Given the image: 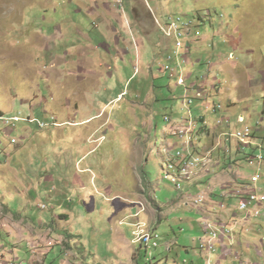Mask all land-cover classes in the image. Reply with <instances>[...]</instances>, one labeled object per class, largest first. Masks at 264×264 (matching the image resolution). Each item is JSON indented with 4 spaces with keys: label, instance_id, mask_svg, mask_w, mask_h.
Segmentation results:
<instances>
[{
    "label": "rangeland",
    "instance_id": "1",
    "mask_svg": "<svg viewBox=\"0 0 264 264\" xmlns=\"http://www.w3.org/2000/svg\"><path fill=\"white\" fill-rule=\"evenodd\" d=\"M116 1L0 0V109L4 111V115H0V165L9 163L12 169L1 177L0 195L8 200L12 186H16L18 196L10 197L13 201L8 200V205L12 213L21 212L16 215L21 220L19 224L25 219H39L46 223L54 215L58 216L61 210L71 214L69 223L52 221L46 231L36 230L32 233L23 225L16 230L9 227L4 232L16 239V244L9 243L11 246H8V240L3 243L7 248H23L17 254V264H131L127 259V246L115 244L111 234L115 226L125 232V238L130 241L132 229L129 224H135L137 236L150 231L144 226H151L150 229L157 236L151 241L158 244H149V248L141 250V257H145V261L163 251L166 258L161 264H191L193 261L202 264L203 261L200 262L198 258L190 261V252H194L196 257L202 253L207 256L205 264H216L212 256L209 259L208 254L200 249L199 239V244L192 241L202 233L198 223L201 217L196 209L180 203V197L187 193V183L194 179L198 170L210 168L213 171L214 167L221 168L224 163L235 164L234 172L238 178L240 176L248 183L254 176H259L257 189L264 191V164L249 161V154L255 149L243 148L232 137L237 130L249 127L254 131L252 138H256L264 154V0H123L121 5ZM101 4L110 5V13L129 19L133 17V12L141 11L153 16V21L162 26L170 19L174 22H191L192 25L190 34L184 38L183 47L177 49L175 38H170L173 53L149 68V74L157 79L161 88L154 89L150 85L153 92L145 94L144 101L138 100V94L134 92L135 84L141 80L145 70L139 66L140 70L135 69L137 64H134L126 73L123 72L125 82L119 92L125 93L124 101H112L103 111L113 129L107 126L92 136V140L99 141L93 155L90 154L85 161L86 164L98 160L100 166L94 168L99 177L97 184L110 189L107 193L101 189L99 194L93 193L94 210L87 211L81 206L70 180L83 174L80 171L85 165L77 161L96 147L83 140L88 135L85 128L94 127L103 120L93 119L88 126L74 125L82 122L83 118L70 115V111L63 109L61 103L76 86L72 81L63 88L61 81L52 89L45 87L43 72L48 73L51 62L44 48L46 45L45 50L50 48L49 57H60L63 50L81 46L83 39L77 31L89 36L97 32L92 25L93 19L87 15L90 10L97 12L101 19H111L110 13L108 15ZM112 21V26L116 27L117 23ZM156 27L153 34L160 35L161 31ZM194 37L199 41L193 42ZM190 41L193 42L191 45L188 43ZM183 56L190 60L191 65L181 62L180 70L173 72L175 58L182 59ZM198 60L203 64L195 65ZM210 64L221 66L209 72ZM233 65H236L235 69H232ZM180 77L186 79L182 86L177 83ZM215 79L222 90L220 93L212 92L209 88L205 91V87L201 86L204 81ZM89 88L91 86L84 89L76 87V93L71 95L93 96L97 99L96 109H99L100 103L109 102L110 99L104 98L106 95L99 93V88L85 92ZM39 93L48 100L47 104H40L36 100ZM230 101L235 106L228 110L227 103ZM134 102L142 105L144 110H137V105L132 104ZM129 104L132 106L129 107ZM219 106L221 109H217ZM129 108L131 117L127 115ZM241 116L244 123L239 124L237 120ZM18 117L20 123L14 124V127L7 125ZM200 117L205 119L207 128L219 129V133L217 131L215 135L213 132L214 140L211 145L206 144L204 151L194 154L191 151L196 156L194 160L202 164L196 169L188 166L185 177L179 182L180 189H177L166 178L167 174L174 176L175 173L169 169V165L174 166L175 170L180 168L176 153L180 152L183 158L186 149L183 141L187 138H179L177 132L190 128L189 140L193 130L196 131L192 144L195 141L204 145L208 135L201 131L203 122L197 121ZM180 118H184L183 123ZM228 118L229 123L219 124ZM173 121L176 126L169 130L170 134L165 138L166 133L162 131ZM39 122L49 126L41 129ZM53 123L58 126H52ZM216 139L222 144L220 148H215L218 143ZM192 144L190 146L194 148ZM225 152L226 156L223 155ZM144 171L154 186V193L146 192ZM44 174L53 179L50 188L33 191L31 181L37 183L38 176ZM52 187L54 191H51ZM29 189L32 194L27 201L31 202V206L21 211L20 204L25 201ZM199 191L190 194L196 195ZM111 193L126 194L114 203ZM150 199L166 207L162 208ZM232 203L238 206V200L234 199ZM130 209L132 212L137 210L139 215L127 214ZM163 209L166 213L161 219ZM218 230V234L222 235H218L221 240L228 229ZM3 236L0 233V238L4 240ZM24 236L28 244L20 241L24 240ZM260 238L264 239V232ZM168 243L174 244L171 252L165 251ZM128 246L130 249L133 247L130 243ZM134 256L140 257L137 252ZM30 258V262H27ZM152 262L158 264V260Z\"/></svg>",
    "mask_w": 264,
    "mask_h": 264
},
{
    "label": "crops",
    "instance_id": "2",
    "mask_svg": "<svg viewBox=\"0 0 264 264\" xmlns=\"http://www.w3.org/2000/svg\"><path fill=\"white\" fill-rule=\"evenodd\" d=\"M101 6L105 8L104 10L109 15L111 8L110 5L101 4ZM90 11L89 13L87 12V15L89 18L93 19L92 25L97 30V32H95L93 36H89L84 34L83 32L79 33V31H77V34H79V36L83 39L82 45H75V47L73 48L69 47L63 50L60 57H57L56 55H51L49 57L48 52L50 51V48L48 47L45 50V48L47 47L46 45L44 48V53L50 59L51 64L48 69V73L43 72L42 79L44 80L46 88L52 89V87L58 86L59 82L61 81H63V83L65 81V84L62 83L60 85L63 88H66L67 84L73 81L74 86L83 89L84 87L91 86V88L87 89L85 92L92 89L96 90L99 88V93L103 96L106 95V97L104 98L110 99L109 102L106 104L100 103L99 109H96V98L94 99V97L91 95L81 96L79 94L74 97L75 95L71 94L76 93V87H73V89H71L72 93L69 94L67 98L64 97L61 103L63 109L70 111V115H72L73 117L81 116L83 118L82 122L74 123V125L88 126L92 124L93 119L103 120L100 122V124L94 127L85 128L86 134L88 135L83 140L87 143H90V145H95L96 147L88 151L82 158L77 161V163L83 162L85 165L84 168H82L83 170L80 171L83 174H81V176H73L70 180L71 185L74 187V193L81 200V206L87 211L94 210V201L92 199L93 193L99 194L100 189L101 191L106 190L107 193V190L110 189H105L103 186L101 188L97 184L99 183L97 182L99 177L94 172V168H99L100 164L98 163V160L88 161V163L86 164L85 161L90 154L93 155L94 151L97 148L96 143L99 141V139L92 140V136L99 133L110 124L109 117L105 116L106 114L103 111L108 107L109 103H111L112 101H124L125 93L123 91L119 92V90L121 89V85L125 82V79L123 78V72L126 73V71L129 70V68L134 64H137V66L134 67L135 69L142 67V69L145 70V72L142 73L143 77L141 78V80L135 84L136 88L134 92L138 94V100L144 101L145 94H151V92H153V90L149 88L150 85L154 89L161 88V85L157 82V79H155L152 74H149V68L151 69V67L156 63V61H159L161 58H168L169 55L173 53L172 40H170L162 33H160V35L153 34V31L157 29L155 21H153V16L151 17L145 12L142 13L141 11H138L137 13L133 12V17L129 19L126 16L118 15L117 13H110V17L113 20L112 21L108 18L101 19V17L98 16L97 12ZM111 21L117 23V26H112ZM194 39L195 41L193 42L199 41V38L197 37H194ZM229 41L232 43L230 38ZM193 42L190 41L188 43L191 45V43ZM69 49L71 51H69ZM73 51H75L74 54ZM229 55L231 57L232 54ZM39 58L40 56H38L37 60H39ZM134 58L135 62L133 61ZM184 61L185 65H191L190 60L187 59L186 56H183L182 59L175 58V64L173 66L175 70L173 72L177 73L178 70H180V68L182 67V65H180L181 62L183 64ZM197 64L202 65L203 62H200V60H198L196 61L195 65ZM217 66L211 65V67L209 68V72L214 71ZM235 68L236 65H233L232 69ZM220 71L223 70L220 69ZM133 77L134 75L131 76V78ZM201 86L205 87V91L208 90V88L212 92L220 93L222 91L216 79L211 82L204 81ZM168 89L169 91H171L170 86ZM36 100H38L40 104H47L48 102V100L40 93L39 97ZM79 102L82 104L79 105ZM132 104L137 105V110H144V107L142 105H139L137 102H134ZM132 104H129V107L132 106ZM234 106L235 103L231 101L227 103L228 110L233 109ZM0 115H4V111L1 109ZM127 115L128 117H131L130 108L127 111ZM180 119L183 123L184 118ZM197 121L203 122V125L201 126L203 127V129L201 131H205V135H208V141L205 142L204 145L202 144V142L196 143L195 141H193L192 145L194 146V148L192 147L193 149H191L193 154L199 151H204L206 148V144L209 143L211 145V141L214 140L213 132L215 133V135H217V131L219 133V129L207 128L205 125L206 122L204 118L200 117L199 119H197ZM173 124L174 121L169 125V127H165L162 131L163 133H166L165 138L168 134H170L168 133L169 130H172L176 126L175 124ZM110 128L113 129V127ZM223 134L224 133H222V135ZM222 135L220 134L219 137H221ZM103 138L104 137H102L101 139ZM79 139L81 141L80 137ZM217 141L218 143L215 148H220L222 144L219 140ZM223 155L226 156V152ZM5 156L10 155L6 154ZM227 159L230 160L229 156L227 157ZM235 166L236 165L233 163H224L223 167H214L213 171H211L210 168L208 170H198L194 179L187 183V193L180 197V203L183 202L185 205H189L193 209H196V213H198V215L201 217V220L199 222H196H198L201 226L202 233L199 234L198 238L192 240L195 243L198 242L199 244L198 239L200 240L202 237L205 236V231L202 226V223L204 221L226 225L230 230V232L228 233L230 234V236L226 234L223 238H221L220 242L216 245L215 252L212 255L208 254L209 259L212 256L211 258H213L216 264H264V239L260 238V234L264 232V216L258 220L250 219L248 221H244L242 220L243 213L238 210V206L235 207L233 205L232 200L236 199L239 202L242 195L245 194L247 190L246 185L248 184V182L242 177L239 176L238 178V175L234 172ZM9 167V163H6L5 165H0V183L2 181L1 177L4 176L7 171L12 170ZM14 176L17 177L16 175ZM186 179L187 176L184 180ZM52 180L53 179L47 176L46 174L39 175L38 180H36L37 183H34L35 181H31V188L35 192H41L42 188H50L49 186ZM16 181H18V179ZM59 181L64 182L62 180ZM198 188L202 190L199 191ZM54 190L55 188L52 187L51 191ZM195 190L199 191L196 195L190 194L192 191ZM26 193L28 194L25 197V201L20 204L21 211L23 210L22 208L26 209L31 206V202L27 201V199L30 198L32 191L29 189L26 191ZM125 194L111 193V199L115 203L117 202V199H121V197L125 196ZM14 196H18V190L15 185L12 186V191L10 196L8 197V200L13 201V198L10 197ZM199 196H203L204 200L202 203L194 206L195 204L192 203L191 199H195ZM4 198L5 197L0 195V233L4 235L3 237H5L4 240L3 238H0V264H6V261L11 262L9 264H17L19 260L17 254L20 252V250H23V248L20 249V246H17L15 248H7V245L3 243V241L8 240V246H11L9 243H11L12 245L13 243L16 244V239L11 237V235L7 236V233H5L6 231L4 232V230H6L7 228L10 227L11 229L16 230L19 227H22L23 225L24 227H27L24 229H27L33 233L36 230L46 231V228L49 229V225L52 221L60 220V222L65 223H69L70 221L71 214H69V212L65 210H61L58 216L54 215L51 220L46 223L39 219H33V221L25 219L21 222L22 224H19L18 222L21 220H18L16 215L21 212L18 210L16 211V213H12L10 206L8 205L7 198H5L6 200ZM189 200L191 203L188 202ZM155 202L162 208L166 207L165 205L158 203L156 200ZM163 210L164 211L161 213V219L166 213V210ZM136 211H134V213L132 212V209H130L127 214L131 213L132 216H135V214L139 215V212ZM113 215H115V213H113ZM114 223H112V225ZM119 224L123 225L122 222H119ZM135 226L137 225L129 224L130 229H132V238L130 241L125 238V236L127 235L125 232L117 229L114 226L111 234L112 241L115 244L118 243L123 246H127V259L129 258L128 261L131 264H155V262H152L153 260H158V264H161L166 258L164 256L166 255V253L163 254V251L154 254L151 259L147 258L146 261L144 260L145 257H141V250L145 247L133 242V232L135 231ZM144 227L147 230L152 229L151 226H148L149 228L146 226ZM25 239L26 237L24 236V240L20 241L26 242L28 244L29 241ZM129 243L133 245L132 249L129 248ZM173 245V243H168L165 246V251L171 252ZM136 252L137 255L140 257L134 256L136 255ZM199 256L200 257H196L194 252H190V261L194 258H198L200 262L203 261L202 264H205L207 256L203 253ZM30 260L31 258L28 259L27 262H30ZM20 264L27 263L22 262ZM191 264H195L194 261Z\"/></svg>",
    "mask_w": 264,
    "mask_h": 264
},
{
    "label": "built area",
    "instance_id": "3",
    "mask_svg": "<svg viewBox=\"0 0 264 264\" xmlns=\"http://www.w3.org/2000/svg\"><path fill=\"white\" fill-rule=\"evenodd\" d=\"M123 1V0H119ZM155 24L160 29L161 33L163 35H167L169 32H178V37H180V42L182 46V40L188 36L191 32V24L190 23H181L180 20H177L176 22L172 21V29H164L162 25H160L156 20ZM167 70V69H166ZM194 90V89H191ZM196 91V90H195ZM197 94V91H196ZM217 109H221V107H217ZM25 118H22L23 120ZM238 123H244V117L238 118ZM21 121H13L11 124L12 127H14V124L20 123ZM222 122L229 123L230 119L222 120L219 122L221 124ZM52 125V124H51ZM49 125L47 123H40L39 122V128L44 129L47 128ZM53 126V125H52ZM249 127H245L243 130H237L233 137L236 140L244 141V147L255 149L254 151H251L249 161H256L258 164H264V154L262 153V146H260L256 138H248V130ZM185 137V135H184ZM183 142L186 143V149H184L185 152H189L192 148L191 140H184ZM180 153V152H177ZM194 157L191 155V157L184 159L182 158V161L180 162V165H177L179 167H183V162H190V160H194ZM173 164V162H172ZM260 181L259 176H254L250 182L246 185V192L242 195L241 199L238 202V210L243 213V220L247 221L248 219H255L259 218L264 215V191H261L257 189V184ZM202 203V202H201ZM200 204V203H198ZM202 226L205 231V236L201 238V245L200 249L204 250L209 255H212L215 252L216 245L220 242L219 236H218V228H227L226 225L219 224V223H210L208 221H204L202 223ZM230 232V230L228 229ZM133 242L139 243L140 246H143L146 248V244H158L157 241H151L150 235L147 236H137L136 232H133ZM210 264H214L210 262Z\"/></svg>",
    "mask_w": 264,
    "mask_h": 264
},
{
    "label": "bare ground",
    "instance_id": "4",
    "mask_svg": "<svg viewBox=\"0 0 264 264\" xmlns=\"http://www.w3.org/2000/svg\"><path fill=\"white\" fill-rule=\"evenodd\" d=\"M118 4H122V2L123 1H119V0H117L116 1ZM171 20V19H170ZM170 20H168V21H166L165 22V26H163L164 27V29H172V21H170ZM165 21V20H164ZM190 24H191V22H190ZM192 25V24H191ZM189 35V34H188ZM166 37H168L169 39L170 38H175V40H176V43H177V49H180V48H182L183 47V41H184V39L182 40V46H181V42H180V37H178V32H169L167 35H166ZM187 37V36H186ZM185 37V38H186ZM180 74V73H179ZM186 80V79H185ZM185 80L182 78V77H180L179 79H178V81H177V83H178V85L179 86H182V85H184V83H185ZM187 83V82H186ZM200 97V96H199ZM242 117V116H241ZM240 118V117H239ZM13 121H20L19 120V117L18 118H14L13 119ZM30 122H32V120H29ZM168 121V120H167ZM53 126H58V124H56V123H53ZM190 132H191V130H190V128L189 129H186V130H183V128L181 129V130H179L178 132H177V135H179V138H184V136L183 135H185V137L187 138V140H189V134H190ZM253 130H251V129H249L248 130V138H252V136H253ZM230 137H231V135H230ZM232 137H233V134H232ZM238 141V143H239V145H241L243 148H245L244 147V141H241V140H237ZM262 153H263V148H262ZM176 159H180L179 161H177L178 163L177 164H180V162L182 161V154L181 153H176ZM206 162H207V159H206V161L203 163V165H205L206 164ZM202 164V162L201 161H199V160H190V163H188V162H183V167H180L179 169H177V170H175L174 169V166H172V165H169V169L171 170H173L175 173H174V176H171L170 174H167L166 175V178H168V180H170L175 186H176V188L177 189H180V185L181 184H179V182L182 180V178L183 177H185V174H186V170L188 169V166H191L193 169H196L199 165H201ZM203 200H204V197L203 196H199V197H197V198H195V199H192V203H195L196 205L198 204V203H201V202H203ZM191 203V202H190ZM189 203V204H190ZM196 205H194V206H196ZM189 206V205H188ZM135 231H136V226H135ZM134 231V232H135ZM218 233H219V230H218ZM222 233V232H221ZM229 233V231L228 230H226V234H228ZM147 235H150V240H152V238L154 237V238H157V236L153 233V231L152 230H150L149 232H147V233H144L142 236H147ZM219 235V234H218ZM221 235V234H220ZM219 235V236H220ZM229 236H230V234H228ZM221 237H222V235H221ZM200 242H201V239H200ZM146 248H149V244H146ZM170 248V247H169ZM207 264H210V262L209 263H207Z\"/></svg>",
    "mask_w": 264,
    "mask_h": 264
},
{
    "label": "trees",
    "instance_id": "5",
    "mask_svg": "<svg viewBox=\"0 0 264 264\" xmlns=\"http://www.w3.org/2000/svg\"><path fill=\"white\" fill-rule=\"evenodd\" d=\"M195 133H196V131H194L193 130V133L191 134V144H192V140H193V136L195 135ZM191 151V150H190ZM187 152V153H185L184 154V159H186V158H189V157H191V152ZM143 179H145L146 180V192L148 193V194H150V192L151 193H154V186L152 185V182L150 181V179H149V177H148V175H147V173H146V171H144L143 172ZM197 198V197H196ZM150 201H151V199H150ZM151 202H155V201H153V199H152V201Z\"/></svg>",
    "mask_w": 264,
    "mask_h": 264
}]
</instances>
